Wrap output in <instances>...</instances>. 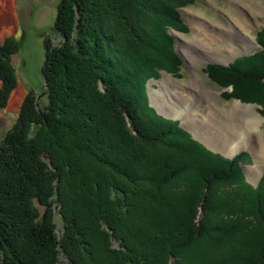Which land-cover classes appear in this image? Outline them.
<instances>
[{
  "label": "trees",
  "instance_id": "trees-1",
  "mask_svg": "<svg viewBox=\"0 0 264 264\" xmlns=\"http://www.w3.org/2000/svg\"><path fill=\"white\" fill-rule=\"evenodd\" d=\"M194 1L59 0L62 46L45 43L41 68L47 102L38 110L26 99L0 141V264H264V172L253 187L239 165L247 153H212L149 101L148 80L181 64L167 27L187 30L176 8ZM146 11L168 22L144 23ZM256 36V52L208 68L264 115L249 98H264V25ZM134 38L160 57H138ZM20 48L0 44L1 100ZM159 152L182 163L156 177L145 157ZM166 189L184 204L163 206ZM252 227L262 236L248 241Z\"/></svg>",
  "mask_w": 264,
  "mask_h": 264
},
{
  "label": "rangeland",
  "instance_id": "rangeland-1",
  "mask_svg": "<svg viewBox=\"0 0 264 264\" xmlns=\"http://www.w3.org/2000/svg\"><path fill=\"white\" fill-rule=\"evenodd\" d=\"M58 4L59 0H0V44L8 42L9 46H13L14 43L21 42V48L18 53L10 57L11 67L14 68V75H16V85L7 94L4 91L3 95L5 96L6 94V96L2 100L0 99V141L6 133L15 128L18 112L26 99L29 98V101L38 110H41V106L47 102L41 68L44 63L45 43L49 44L50 48L55 47L57 50H59V46H62L61 38L53 32ZM176 11L188 29L186 30L181 26L180 31L167 27V34L174 40V51L181 59V64L180 66H175L177 69L173 72L159 70V76L151 78L147 82L148 95L152 89V92L156 94V100L159 96L163 102V105H161L164 111H168L170 114L163 113L160 109L159 111L156 108V104L152 102L150 94L151 105L164 118H169L173 115L178 117L179 121L184 124H180V127L182 129L186 128L184 130L186 132L189 131L196 137L194 139L197 141V138L203 141L205 145L198 142L212 153L219 154L224 158L232 157L238 150L237 154L240 152L247 153L250 157V162L245 164L246 162L240 161L241 169L246 182L256 187L264 172V154H257L255 150L250 149L257 148L260 145L264 150L263 107L258 102L243 101L235 97L231 93L233 90L231 83L226 85L218 84L217 82L219 81L215 77L219 75L213 74L212 70L208 68V64L227 66V64L235 61L236 58L253 54L259 49L260 46L257 43L256 34L264 25V0H195L192 4L177 7ZM135 14L137 13L133 12L132 15L130 13V18ZM142 17L144 23L150 22V25L153 23L157 24L159 19L163 23L168 22V19L164 17L156 18V15L150 14L149 11H146L144 15L142 13ZM120 22L122 23L121 19ZM117 23L119 24V19ZM146 27L144 25V28ZM155 34H158V32L155 31ZM155 34L153 36V34L148 33L150 38L152 37L151 45L157 48ZM137 39L134 38V43L132 44L140 50L143 46L140 45ZM230 43L234 44L233 47H237V50H235L237 53L235 52L231 56L224 55L220 58L219 49L224 48L223 44L227 45ZM244 44H247L246 48H243ZM143 49L140 50L141 54L137 55L138 57L150 55L160 57L156 50H151L149 47L145 48V46ZM4 76L10 80V71ZM1 88L2 83L0 82V90ZM249 96V98H253L252 100H260V102L264 103L263 97ZM244 97L247 98L246 96ZM237 103L254 105L255 112L263 119L258 124L251 117L250 120L243 121L242 115L246 116L248 112L237 106ZM182 115L188 119V122L183 121ZM241 118L243 119L242 128L246 129V131L239 133L237 141L241 139L240 135H244L247 139L243 141V147L235 148L238 144L237 141H231L226 146H217L218 149L210 144L213 138H217L225 132L227 133L226 137L231 134L228 122L233 121L240 124ZM193 131H196V133ZM224 140H221L220 137V143ZM157 148L159 150L167 147H165L164 143H160ZM233 148L236 149L233 153H229L226 150H232ZM179 152L180 154L177 156L182 159L183 154L181 151ZM167 153L170 157L172 156L170 152ZM258 155L261 158H258ZM149 156L145 157L148 171H155L156 169L159 172L156 177L163 176L169 168L165 171L161 164L165 162L169 164L171 162L169 156L167 157L164 153L159 152L155 161L150 159ZM173 156L174 158L177 157ZM142 162L144 163V160ZM180 163L177 162V165L169 164V166L172 169ZM252 172L254 176L250 177L249 173ZM146 174L153 176L149 172H146ZM151 185L155 188V185ZM142 190H153V193L157 194L154 189H149L148 187H143ZM157 197H159L163 206L174 204L173 206L178 207L184 204L180 200L181 196H179V199L174 194L169 196V189H166V191L161 190V194L157 195ZM139 210L143 211L141 208ZM197 212H199L197 213V219H200L201 210L198 209ZM55 223L57 229L60 230L61 223L57 217ZM248 229V232L244 233L245 237L251 239L261 238L262 234L253 232V227ZM151 235L154 234L152 233ZM157 238H155L156 241L158 240ZM159 238L161 239V237ZM234 239L237 240L232 242L233 246L243 243L242 238L239 240L238 238ZM60 260L63 263H68V258L66 257Z\"/></svg>",
  "mask_w": 264,
  "mask_h": 264
},
{
  "label": "bare ground",
  "instance_id": "bare-ground-1",
  "mask_svg": "<svg viewBox=\"0 0 264 264\" xmlns=\"http://www.w3.org/2000/svg\"><path fill=\"white\" fill-rule=\"evenodd\" d=\"M233 43H230V44H223V46H224V48H220L219 50H220V52H219V54L221 55V56H219L220 58L221 57H223L224 55L225 56H231V55H233V54H235V50H237V47H233ZM239 45V44H238ZM246 46H247V44H244L243 45V48H246ZM240 52V51H239ZM237 53V52H236ZM228 65V64H227ZM150 94H151V99H152V102L153 103H155L156 104V108L159 110H161L163 113L164 112H166V114L168 113V115L170 114L168 111H164V108L162 107V105H163V102L161 101V98L158 96L157 97V100H156V94L154 93V92H152V89L150 90ZM150 94L148 95L149 96V101H150ZM14 99V98H13ZM150 104H152L151 103V101H150ZM162 104V105H161ZM237 106H240V107H242V109H244L246 112H248V115H246V116H243L242 115V117H243V119L241 118V123L239 124L238 122H233V121H229L228 122V125H229V128L231 129V134H229L227 137H226V135H227V133L225 132L224 134H221V136H218L217 138H213V140H211V145H214V147H216L217 148V146L218 147H221V145H224V146H226L229 142H231V141H233V142H236L238 139H239V133L241 132V131H246V129H243L242 127H243V124H242V122L243 121H248V120H250V117L252 118V120H254V122L255 123H259L263 118L257 113V112H255V106L254 105H247V104H245V105H242V104H239V103H237L236 104ZM170 109V108H169ZM159 110V111H160ZM200 111V110H199ZM158 113V112H157ZM183 116V115H182ZM173 118H175V120H177V121H179V118L178 117H175L174 115L172 116ZM243 120V121H242ZM183 121L184 122H188V119L187 118H185L184 116H183ZM227 123V122H226ZM179 124H182L181 123V121H179V123H178V125ZM231 124H233V125H231ZM182 125H184V124H182ZM208 131V130H207ZM194 132V131H193ZM194 133H196V131L194 132ZM191 134V133H190ZM198 134V133H197ZM192 135V134H191ZM222 136H223V138H222ZM241 136V139L239 140V141H237V145L235 146V148H237V147H243V141L245 140V139H247L244 135H240ZM192 137L193 138H196V137H194L193 135H192ZM220 137H221V140L222 139H225L223 142H221L220 143ZM198 139V141L199 142H201V143H203V141H201L199 138H197ZM204 140V139H203ZM208 140V139H207ZM209 142V141H208ZM208 142H206L208 145H209V143ZM204 144V143H203ZM234 144V143H233ZM205 145V144H204ZM230 145V144H229ZM228 148V147H227ZM235 148H233L232 150H229V149H226V150H228L229 151V153H233V152H235L236 151V149ZM218 149V148H217ZM223 149V148H222ZM239 149V148H238ZM250 150H255V152L257 153V154H261V153H263L264 154V150H263V148H261L260 147V145L259 146H257V148H251ZM239 152V150L238 151H236L234 154H233V156L235 155V154H237ZM232 156V157H233ZM231 156H229V158H232ZM258 158H261L259 155H258ZM249 175H250V177L251 176H254V174H253V172L252 173H249Z\"/></svg>",
  "mask_w": 264,
  "mask_h": 264
},
{
  "label": "water",
  "instance_id": "water-1",
  "mask_svg": "<svg viewBox=\"0 0 264 264\" xmlns=\"http://www.w3.org/2000/svg\"><path fill=\"white\" fill-rule=\"evenodd\" d=\"M169 119H172V120H175V118H173V117H169ZM179 126H180V124H179ZM185 130H186V128H184ZM188 131V130H187ZM189 132V131H188ZM190 133V132H189Z\"/></svg>",
  "mask_w": 264,
  "mask_h": 264
}]
</instances>
